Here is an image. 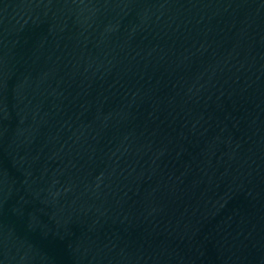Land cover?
<instances>
[{
    "label": "water",
    "instance_id": "water-1",
    "mask_svg": "<svg viewBox=\"0 0 264 264\" xmlns=\"http://www.w3.org/2000/svg\"><path fill=\"white\" fill-rule=\"evenodd\" d=\"M0 264H264V0H0Z\"/></svg>",
    "mask_w": 264,
    "mask_h": 264
}]
</instances>
